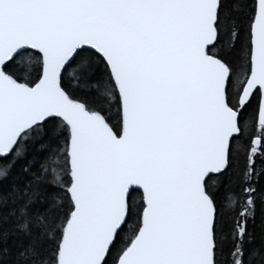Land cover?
<instances>
[{"label":"snow or ice","instance_id":"snow-or-ice-1","mask_svg":"<svg viewBox=\"0 0 264 264\" xmlns=\"http://www.w3.org/2000/svg\"><path fill=\"white\" fill-rule=\"evenodd\" d=\"M0 264H264V0H0Z\"/></svg>","mask_w":264,"mask_h":264}]
</instances>
